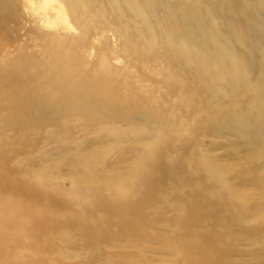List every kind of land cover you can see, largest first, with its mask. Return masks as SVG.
I'll use <instances>...</instances> for the list:
<instances>
[{"label": "rangeland", "instance_id": "rangeland-1", "mask_svg": "<svg viewBox=\"0 0 264 264\" xmlns=\"http://www.w3.org/2000/svg\"><path fill=\"white\" fill-rule=\"evenodd\" d=\"M28 1L0 0V264H264V0H56L57 33Z\"/></svg>", "mask_w": 264, "mask_h": 264}, {"label": "bare ground", "instance_id": "bare-ground-1", "mask_svg": "<svg viewBox=\"0 0 264 264\" xmlns=\"http://www.w3.org/2000/svg\"><path fill=\"white\" fill-rule=\"evenodd\" d=\"M155 1L156 0H150L149 3L152 4ZM28 2L30 3V0ZM32 2H33V8H34V0L31 1V3ZM39 2L40 3L37 6L36 10L38 12H40V14L43 16V17L41 16V18H43L45 20V23L48 26H50L52 29H54L55 32H56V30H62V31L69 30L68 29V27H69V21L67 19V16L60 9L59 3L56 0H41V1L39 0ZM212 10H215V8H213ZM43 19H41V20H43ZM40 28H41V26H40ZM188 31L189 32H192L191 29H190V27L188 28ZM67 33L69 34V32H67ZM188 34H191V33H188ZM176 37H177V34H174L171 38H176ZM187 43H186V48H188V49H195V51H196L195 52L196 54H194V60L196 62V65H198L200 67V71L202 73H204V74L205 73H211V75H212L214 73L213 67L216 66V62H217L216 57L217 56H215L214 53L206 50L205 49L206 46H204L203 43H197L195 41H192V42L187 41ZM225 49H228V47H226ZM232 68H233V71H234L233 73H235L236 75L239 74L238 70H240V69H238V67L233 66ZM218 76H219V74H218ZM68 107H69V110L67 109L68 111H76L77 110V108H76L77 106L75 107V106H73V104H69ZM262 107H264V106H262ZM258 111L259 112H258V116H257V121H258L257 123H258L259 128H260L261 126L264 125V112H263L264 109L263 108H259ZM40 113H41V111H40ZM95 113H96V110H95ZM85 114H83V115H85ZM46 115H47V113H46ZM231 120H232V123H233V126L234 127H237V126H245L246 124L248 125V123L250 122V118L249 117L244 116V115H239L238 116L236 113H234V114L231 115Z\"/></svg>", "mask_w": 264, "mask_h": 264}]
</instances>
